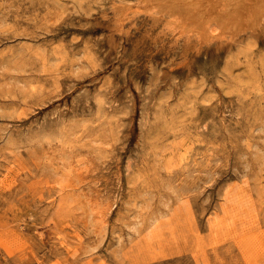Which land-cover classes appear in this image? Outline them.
<instances>
[{
    "label": "rangeland",
    "instance_id": "374dc122",
    "mask_svg": "<svg viewBox=\"0 0 264 264\" xmlns=\"http://www.w3.org/2000/svg\"><path fill=\"white\" fill-rule=\"evenodd\" d=\"M164 1L0 0V264H264V9Z\"/></svg>",
    "mask_w": 264,
    "mask_h": 264
},
{
    "label": "bare ground",
    "instance_id": "6f19581e",
    "mask_svg": "<svg viewBox=\"0 0 264 264\" xmlns=\"http://www.w3.org/2000/svg\"><path fill=\"white\" fill-rule=\"evenodd\" d=\"M220 1L224 3L222 4V7L219 11L216 10L217 5L216 6L210 5L211 2L210 0L209 1L208 0H165L164 3L161 4L158 3V5L160 10L161 9L166 10V12L167 13L169 12L171 15L178 14L180 16V19H178V16H175V19L176 18L178 19L177 25H180L184 33L185 31L191 33H197V34L202 33V35L199 34V36L201 37H203L207 33L206 32L207 27L208 30H211L213 28L211 27V29H209L210 27L208 26V25L211 26V22L213 20L214 21L216 20V23L217 20L219 21L221 20V24L224 25L225 19L228 18L227 14H233V11L235 10L237 12L235 13V16L233 18L237 17V14H242V12L245 9L246 10L244 12L250 14L259 13V10L264 9L262 7L259 8L255 7L256 6L255 4H259V3L261 4V0H220ZM239 21L241 20H238L237 22Z\"/></svg>",
    "mask_w": 264,
    "mask_h": 264
}]
</instances>
